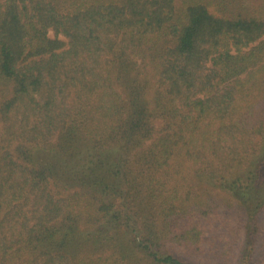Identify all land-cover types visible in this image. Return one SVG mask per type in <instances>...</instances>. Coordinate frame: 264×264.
Returning <instances> with one entry per match:
<instances>
[{
    "label": "trees",
    "instance_id": "obj_1",
    "mask_svg": "<svg viewBox=\"0 0 264 264\" xmlns=\"http://www.w3.org/2000/svg\"><path fill=\"white\" fill-rule=\"evenodd\" d=\"M191 257L264 264V0H0V264Z\"/></svg>",
    "mask_w": 264,
    "mask_h": 264
},
{
    "label": "rangeland",
    "instance_id": "obj_2",
    "mask_svg": "<svg viewBox=\"0 0 264 264\" xmlns=\"http://www.w3.org/2000/svg\"><path fill=\"white\" fill-rule=\"evenodd\" d=\"M51 34H52V32H51ZM211 194H213V196L215 197V198H217L219 201H220V206H221V208H223V209H225L226 207L225 206H223L224 205V203L225 202H228L229 201V199H230V201H232V202H234V199L233 198H230V196H229V194H227L226 192H224V191H222V190H219V189H212L211 190ZM198 259H201V258H196V260L195 259H193L192 257L191 258H189V261H191V262H195V263H197V264H203L201 261H199Z\"/></svg>",
    "mask_w": 264,
    "mask_h": 264
}]
</instances>
